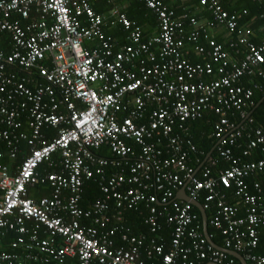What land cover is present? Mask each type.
<instances>
[{
	"label": "built area",
	"instance_id": "2783aa9c",
	"mask_svg": "<svg viewBox=\"0 0 264 264\" xmlns=\"http://www.w3.org/2000/svg\"><path fill=\"white\" fill-rule=\"evenodd\" d=\"M139 1L155 14L159 33L145 39L113 8L110 27L126 32L118 45L92 7L98 0H0V34L9 36L7 47L0 46V264H147L155 257L159 264H234L200 232L192 204L176 197L182 191L190 200L203 199L205 212L214 203L209 224L223 236L221 248L247 264H264L254 252L264 225L258 203L264 187L254 183L251 193L244 182L256 172L264 180V159L240 164L230 149L252 122V89L264 92V41L255 43L250 29L238 27L240 14L224 9L225 0H200L212 20L200 25L191 19L190 32L165 0ZM255 1L264 9V0ZM213 27L237 33L230 48L234 57L242 52L241 59L208 36ZM202 36L208 49L198 44ZM92 42L95 47L87 46ZM186 43L205 60L190 62ZM207 113L217 117V156L229 164L215 172L216 161L201 162L185 125ZM103 146L111 159L95 154ZM257 146L264 153V128L249 138L248 148ZM41 165L50 170L40 172ZM89 181L102 196L84 209L81 194ZM34 186L48 187L50 196L29 198ZM219 187L234 188L243 216ZM138 204L147 210L148 239L130 235L122 223V209ZM160 217L172 227L167 251ZM10 234L6 252L1 240Z\"/></svg>",
	"mask_w": 264,
	"mask_h": 264
},
{
	"label": "trees",
	"instance_id": "16d2710c",
	"mask_svg": "<svg viewBox=\"0 0 264 264\" xmlns=\"http://www.w3.org/2000/svg\"><path fill=\"white\" fill-rule=\"evenodd\" d=\"M101 1L102 0H98V2L95 3L96 6H95V4L92 6L93 9L95 10V12H97V13H103L101 3H100ZM254 1L255 0H237L236 2H234L232 4L231 0H225V1H223V8L226 9L227 11H229L230 13H232L234 11V12H238L240 14V18L238 20V27L240 29H242V27H240V26H242L243 23H245V25L249 24L248 26H250V27H253V26L255 27L259 23H264V20L260 18V13L262 12V9H261L262 7L256 1L255 2ZM165 2L168 5V8L170 9V11L173 12L174 18L177 19L178 21L182 22L183 24H185L186 31L190 30V21L189 20L192 18L196 19L197 21H200L199 20L200 18L201 19H207V20L211 19V13L208 10L207 6L201 5L202 6L201 13L189 15V14H186V12L183 10V8L170 5L167 0H165ZM198 2L200 4V0H198ZM139 4H140V6L144 12L149 11L150 13H152L149 9H147L145 7V5L143 3L140 2ZM243 9L247 10V15H245V16L241 14V11ZM124 14L126 15V12ZM253 17H256L258 19L260 18L261 20H258V21L255 20L254 22L250 23V18H253ZM127 18L129 20L130 19L131 20L137 19L134 16H128ZM247 20L249 23L247 22ZM137 22L139 24H141L139 21H137ZM118 27L119 26L117 25V27H115V29L109 30L108 34L113 36L116 33V30H118V29L122 30V28H118ZM122 31H124V30H122ZM236 34H237L236 32L233 33V37L237 38ZM258 36H259L260 40L258 38H254V39L252 38V39L255 43L260 44L263 41L262 39H264V34L261 32ZM2 37H3V35H0V46L3 45V38ZM253 37H256V36L253 35ZM233 40H234V38H233ZM233 40H229V41H233ZM229 41L225 42L224 46L222 45L224 47V49L226 47H228ZM198 42H196V43L201 44L202 46L206 45V41H205L203 36L200 38V40H198ZM189 46L193 50V45H189ZM225 50H226V52L229 53L230 57L233 58V56H234L233 53L231 51H227V49H225ZM198 57H199V60H192L191 59L192 60L191 62L192 63H199V62H203L205 60L204 58H202L200 56H198ZM203 79L206 80V78H203ZM240 83L245 88H251V89L253 88V86L246 80V78H242ZM252 90H253V96H252L253 105L248 108L249 109L248 113H249L250 118L253 119L256 124L264 127V92H261L257 89H254V88ZM231 118L235 119V115L231 116ZM216 121H217V117L213 113H207L200 120L187 121L185 123V125L187 127H189V136L187 138L190 141H192V143L196 146L197 150L202 152V154H203L202 158H201V162L208 164L210 160L216 161V167L212 168V172H215L216 168H228L229 167V164L226 163V161H224L219 156H217V141L212 137L213 127H214V124L216 123ZM241 121H242L241 119H238L237 123L239 124V123H241ZM51 133H54V132H51ZM49 135L52 136V134H49ZM248 145H249V139H246V135H243L241 138H238L235 141V144L233 146L230 147L234 157L240 159V164H245V163H248L251 161L253 162V161L264 159V153L261 152L260 146H257L254 148H248ZM246 150L248 151V155L243 156L242 153H243V151H246ZM95 154L97 156L105 157L107 159H111L113 156L107 146L101 147L99 150L95 151ZM45 169H46L45 165H41L39 168V171L42 172ZM244 182L248 186V189L250 192H253L252 185L254 183H261V185L264 187V180L262 178V174L258 173V172L254 173L251 176L246 177L244 179ZM233 189H234L233 187H231V189H223L226 200H227L228 204H236L238 207L241 206V208L243 209V206H242L240 199H238L237 197L234 196ZM83 191L84 192L82 194V200L80 201V206L84 209L89 208L94 200H96L98 197L102 196V194L99 192L98 186L93 181H89V182L85 183L84 187H83ZM148 193H151V192H148ZM203 195H204V192H203L202 196ZM43 196H49L47 189L44 187L37 186V187L31 188L28 191V197L31 199L37 200ZM261 200H263V199H261ZM261 200L258 202L259 205H261L260 204ZM199 202L202 203L203 199H199ZM109 204H111L113 206L114 203L111 202ZM157 208L159 210L161 209V207H157ZM214 209H215V205H214V203H211L209 209L206 210V216H207L208 220L210 219V217L214 213ZM122 211H123L122 223L124 226L129 227V230L134 232V229L138 228L139 225H140L142 230H145V229H146V231L148 230V227L143 224V220H144L145 216L147 215L146 209L143 206V204H138L136 209L126 210V208H123ZM110 212L111 213L114 212L112 207L110 208ZM192 212L195 215H197L200 219V213L195 207H193ZM110 215L112 216V214H110ZM238 216H242V214L238 213ZM207 232H208L210 238L212 239V241L214 242L215 245H217L219 247L223 246V243H222L223 236L221 235V233L219 231L213 229L208 224ZM148 233H149V230H148ZM258 237H259V244L257 246V249H255V253L264 256V241L262 240L260 233H258ZM10 239H13V238L10 237L9 239L1 240L2 250L6 251V252H11V249L7 246V242ZM113 240L116 242V245H117V242H119L118 236L117 237L113 236ZM118 245H119V243H118ZM230 258H232V257H230ZM65 264H73V262L68 259V260H66ZM147 264H151V263H149L147 261ZM235 264H239L237 260H235Z\"/></svg>",
	"mask_w": 264,
	"mask_h": 264
},
{
	"label": "crops",
	"instance_id": "0c3cea01",
	"mask_svg": "<svg viewBox=\"0 0 264 264\" xmlns=\"http://www.w3.org/2000/svg\"><path fill=\"white\" fill-rule=\"evenodd\" d=\"M138 0H102L100 3H101V7H102V12L103 13H98V14H101L102 15V17H104V22H105V27H104V29H106V33H107V35H109L108 34V31L109 30H111V29H115V27H117V24L115 25V26H113V28H111L110 27V21H112L113 20V18L111 17V15H110V13H109V11H110V9H113V8H115V9H118L121 13H125L126 12V16L128 17V16H134V17H136L137 19L136 20H131V21H133L136 25H138L140 28H141V30L143 31V36H145V37H153V36H155L157 33H158V26H157V20H156V18H155V16H154V14H152V13H150L149 11L148 12H144L143 11V9L141 8V6H140V2L138 3L137 2ZM168 1V3L170 4V5H173V6H176V7H181V8H183V10L186 12V14H189V15H194V14H197V13H201V8H202V6H201V4H199V2H198V0H167ZM232 1V4L234 3V2H236L237 0H231ZM255 2V1H254ZM257 2V1H256ZM258 3V2H257ZM259 4V3H258ZM260 5V4H259ZM95 6H96V4H95ZM261 7H262V5H260ZM262 9V12H263V7L261 8ZM243 10H245V9H243ZM242 10V11H243ZM106 11V12H105ZM241 11V12H242ZM229 12V11H228ZM262 12L260 13V15L262 14ZM232 13H238V12H232ZM239 14V13H238ZM261 17V16H260ZM200 21H202V20H206V19H199ZM258 21V20H261L260 18L258 19V18H256V17H253V18H250V23L251 22H254V21ZM137 21H139L141 24H139ZM247 22H248V20H247ZM249 23V22H248ZM107 25V26H106ZM249 25V24H248ZM248 25H245V23H243L242 24V26H240V27H242V29H250L252 32H253V35L254 36H256V37H252L253 39L254 38H258L259 39V34L262 32L263 34H264V23H259L258 25H256L255 27L253 26V27H250V26H248ZM119 27L118 28H122L120 25H118ZM107 27L108 28H110V29H107ZM122 30H123V28H122ZM122 30H120V29H118V30H116V33L112 36V35H110L112 38H113V40L114 41H116L117 42V44L118 45H123L125 42H126V32H124V31H122ZM189 31V30H188ZM208 36L209 37H211L212 39H214L215 41H217L218 43H220L221 45H225V42H227V41H229V40H233V38H234V40L233 41H229V43H228V47H226L225 49H227V51H231L232 53H233V50L230 48V43H232V42H235L236 40V38L235 37H233V35H231V34H229L227 31H226V29L224 28V27H213V28H210L209 30H208ZM252 39V40H253ZM260 40V39H259ZM263 41H264V39H262ZM262 41V42H263ZM96 44H97V42H92V43H90L89 45H87V46H89V47H91L90 45H92V47H95L96 46ZM189 45H192L191 43H186L185 45H184V51H186V56H187V58H188V60L191 62L192 60H199V57L197 56V54H195L194 52H193V50H192V48H190V46ZM207 45V44H206ZM206 45H204V46H206ZM3 48H5V47H3ZM240 49H241V46H238V50L240 51ZM241 57H242V52H240V54L236 57H234L233 56V58H236V59H241ZM192 59V60H191ZM253 81L254 82H258L256 79H253ZM249 82V81H248ZM251 85H252V83L251 82H249ZM235 119H236V121L238 120V117L236 116L235 117ZM26 122H25V120H23V130H27V128H26ZM259 128H264L263 126H259L258 124H256L255 123V121L252 119V122L251 123H249V125H247L246 127H245V130H244V132H243V134H242V136L243 135H246V139H249L251 136H252V131L253 130H255V129H259ZM52 134V136L55 134V133H51ZM241 136V137H242ZM240 137V138H241ZM46 170H50V169H48V168H46ZM51 170H53V171H55V169H51ZM87 183V182H86ZM34 187H37V186H34ZM40 187H44V188H46L47 189V191H48V193H49V196H50V189L48 188V187H46V186H40ZM84 187V186H83ZM31 188H33V187H31ZM30 188V189H31ZM29 189V190H30ZM252 190H253V192H251V193H255V191H254V188H253V186H252ZM83 190H82V194H83ZM218 192L219 193H221V194H223L224 196H225V194H224V190L221 188V187H219L218 188ZM82 194H81V200H82ZM179 194H182V192H180V193H178V195ZM177 198H178V196H177ZM226 198V197H225ZM179 199V198H178ZM260 204H261V207L262 208H264V199L263 200H261V202H260ZM231 205H236V204H231ZM144 206V205H143ZM193 206V205H192ZM242 206H243V209L241 208V206H239L238 207V210H239V214H242V216H243V214H244V212H245V206L242 204ZM113 208V206L110 204V208ZM145 207V206H144ZM193 207H195V206H193ZM196 208V207H195ZM146 209V208H145ZM197 209V208H196ZM198 210V209H197ZM215 210V209H214ZM199 211V210H198ZM200 213V212H199ZM206 213V212H205ZM110 214H113V213H109L108 214V216H110L109 218H111L112 216L110 215ZM146 214H147V210H146ZM198 217V216H197ZM207 217V216H206ZM211 218V217H210ZM114 219L113 218H111V223H110V226H112V225H114V221H113ZM210 220V219H209ZM209 220L207 219V226H208V224H209ZM197 222H198V224H199V226H200V232L204 235V230H203V221H202V217H201V213H200V219H199V217H198V219H197ZM159 224H160V226H161V230H160V232H159V234H160V236H161V241H160V243H162L163 245H164V247H165V250L167 251L168 249H169V247H170V239H171V234H172V227L171 226H169V225H167L166 224V221H165V218L164 217H160L159 218ZM209 226L210 227H212L210 224H209ZM126 227V226H125ZM129 228V227H128ZM213 228V227H212ZM214 229V228H213ZM149 230V229H148ZM148 230L146 231V229L145 230H142L141 229V227H140V225L138 226V228H136V229H134V232L133 231H131V230H129V233H130V235H133V236H145L146 237V239H148ZM206 230H207V228H206ZM216 230V229H215ZM218 231V230H217ZM207 232V231H206ZM220 232V231H219ZM257 232L258 233H260V235H261V237H262V240L264 241V225H261V226H259L258 227V229H257ZM207 235H208V237L210 238V236H209V234H208V232H207ZM14 238V236L12 235V234H10L9 235V237H8V239L9 238ZM211 239V238H210ZM11 240V239H10ZM223 240L224 239H222V243H223ZM211 241H212V239H211ZM115 242V241H114ZM213 242V241H212ZM116 243V242H115ZM119 242H117V244H118ZM214 243V242H213ZM146 245H147V243H146ZM257 249V248H256ZM255 252V251H254ZM257 254V253H256ZM260 255V254H259ZM230 257H232L233 258V260H234V264H235V260H237L238 261V263L239 264H241L240 263V261L237 259V258H235V257H233V256H231V255H229ZM243 258V257H242ZM70 261H72L73 262V264H77L76 263V260L75 259H71ZM154 261V262H153ZM159 258H157V257H155L152 261H149V263H151V264H154L155 262V264H159ZM196 262H197V260H196ZM197 264H212V263H210V262H201V261H198L197 262Z\"/></svg>",
	"mask_w": 264,
	"mask_h": 264
},
{
	"label": "water",
	"instance_id": "95a60500",
	"mask_svg": "<svg viewBox=\"0 0 264 264\" xmlns=\"http://www.w3.org/2000/svg\"><path fill=\"white\" fill-rule=\"evenodd\" d=\"M182 199H183L184 201H186V202H189V203L192 204L193 206H195V207L199 210V212L201 213V217H202V221H203V230H204L205 237H206L207 240H208V243H209L210 245H212L214 248L219 249V250H223V251L226 252L228 255H231V256L237 258V259L240 261L241 264H247L246 261L242 258L241 254L236 253V252L231 251V250L223 249V248H221V247L215 245V244L211 241V239L208 237L207 232H206V231H207V230H206V228H207V217H206V213H205V211L202 209L201 204H200L199 202H197V201L190 200V199L187 197V195H186V193H185L184 191H182Z\"/></svg>",
	"mask_w": 264,
	"mask_h": 264
},
{
	"label": "bare ground",
	"instance_id": "6f19581e",
	"mask_svg": "<svg viewBox=\"0 0 264 264\" xmlns=\"http://www.w3.org/2000/svg\"><path fill=\"white\" fill-rule=\"evenodd\" d=\"M142 3V2H141ZM165 4H166V2H165ZM167 5V4H166ZM167 7H168V5H167ZM150 10V9H149ZM151 11V10H150ZM152 12V11H151ZM153 13V12H152ZM154 14V13H153ZM154 16H155V14H154ZM155 18H156V16H155ZM193 19V18H192ZM157 20V19H156ZM191 20V19H190ZM189 20V21H190ZM196 20V19H195ZM209 20H212V16H211V19H209ZM209 20H202V21H197L198 22V24H200V25H202L203 23H205L206 21H209ZM264 20V19H263ZM178 21V20H177ZM178 22H180V21H178ZM181 24H182V26L184 27V29H185V31H186V28H185V24H183L182 22H180ZM157 26H158V22H157ZM191 29H192V26H191V24H190V30L189 31H186V32H190L191 31ZM158 33H159V27H158ZM158 33L155 35V36H157L158 35ZM0 35H3V47H7V45H6V39H8V35L6 34V33H3V34H0ZM155 36H153V37H155ZM145 39H148V38H152V37H145V36H143ZM205 49H208V45H206V46H203ZM184 52H186V51H184ZM187 57V56H186ZM178 196V198H179V200H181V201H184L183 199H182V194H179V195H177ZM176 196V197H177Z\"/></svg>",
	"mask_w": 264,
	"mask_h": 264
}]
</instances>
